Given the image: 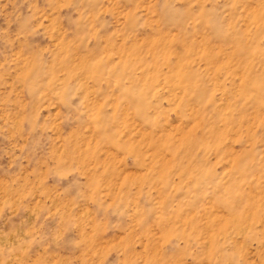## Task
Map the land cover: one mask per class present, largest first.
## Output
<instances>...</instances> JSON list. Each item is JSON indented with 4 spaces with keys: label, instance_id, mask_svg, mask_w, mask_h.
<instances>
[{
    "label": "rangeland",
    "instance_id": "obj_1",
    "mask_svg": "<svg viewBox=\"0 0 264 264\" xmlns=\"http://www.w3.org/2000/svg\"><path fill=\"white\" fill-rule=\"evenodd\" d=\"M0 264H264V0H0Z\"/></svg>",
    "mask_w": 264,
    "mask_h": 264
}]
</instances>
